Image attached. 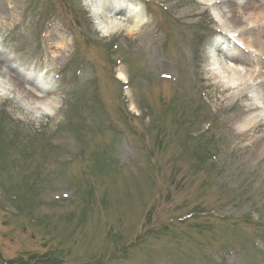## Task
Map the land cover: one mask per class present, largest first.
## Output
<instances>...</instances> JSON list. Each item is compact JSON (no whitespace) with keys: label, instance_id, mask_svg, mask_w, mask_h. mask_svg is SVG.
Here are the masks:
<instances>
[{"label":"rangeland","instance_id":"1","mask_svg":"<svg viewBox=\"0 0 264 264\" xmlns=\"http://www.w3.org/2000/svg\"><path fill=\"white\" fill-rule=\"evenodd\" d=\"M135 1V34L102 38L84 0H0V264H264V131L236 135L259 81L210 66L258 57L223 5Z\"/></svg>","mask_w":264,"mask_h":264},{"label":"bare ground","instance_id":"2","mask_svg":"<svg viewBox=\"0 0 264 264\" xmlns=\"http://www.w3.org/2000/svg\"><path fill=\"white\" fill-rule=\"evenodd\" d=\"M237 0H201L205 6L217 7L223 5L230 16L228 17L233 30L229 33H236L237 40L245 51L254 54L258 58L250 61L248 54L238 49L239 55L229 56L218 50L211 52L212 72L218 76V82L223 89H234L243 85L247 80L252 78L259 81V89L256 95L260 106L239 108L236 114V135L242 136L249 126H252L251 132L258 133L264 131V126L256 119L258 113L264 112V9L261 8L264 0H244L243 7L240 11L232 10L230 4L236 3ZM120 4V7H126L131 12L127 13L121 10V16L112 7V3ZM109 3V4H108ZM111 3V4H110ZM257 3L259 6H257ZM84 5L89 7V13L93 20L96 30L102 38L108 37L115 33H124L134 35L138 28L143 24L144 17L139 13V3L135 0H84ZM117 12V13H116ZM121 69L117 77L123 82H127ZM0 88L7 90V83L4 76L0 74ZM24 98L33 100V108L37 109L38 114L53 115L55 111L54 98L47 99L37 92H25ZM36 97L35 99L33 97ZM245 98V96H242ZM36 100V101H35ZM43 100V101H42ZM40 110V113H39ZM256 148L252 153L260 157L264 151V136L259 140Z\"/></svg>","mask_w":264,"mask_h":264},{"label":"trees","instance_id":"3","mask_svg":"<svg viewBox=\"0 0 264 264\" xmlns=\"http://www.w3.org/2000/svg\"><path fill=\"white\" fill-rule=\"evenodd\" d=\"M2 264H7V262L5 263V262H2Z\"/></svg>","mask_w":264,"mask_h":264}]
</instances>
